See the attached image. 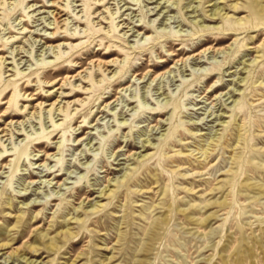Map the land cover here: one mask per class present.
I'll return each instance as SVG.
<instances>
[{"label":"rangeland","instance_id":"1","mask_svg":"<svg viewBox=\"0 0 264 264\" xmlns=\"http://www.w3.org/2000/svg\"><path fill=\"white\" fill-rule=\"evenodd\" d=\"M0 58V264H264V0H0Z\"/></svg>","mask_w":264,"mask_h":264},{"label":"bare ground","instance_id":"2","mask_svg":"<svg viewBox=\"0 0 264 264\" xmlns=\"http://www.w3.org/2000/svg\"><path fill=\"white\" fill-rule=\"evenodd\" d=\"M56 1H58V0H56ZM59 3H60V2H59ZM53 13L55 14V12H53ZM54 14H53V15H54ZM54 18H56V19H55V22H56V23H60V22L62 23V21H60L61 18H62V16L60 15V13H56ZM57 21H58V22H57ZM64 21H65V20H64ZM63 27H64V26H63ZM62 29H63V28H62ZM72 39H74V37H72ZM0 59H2V61H3L4 58H0ZM4 63H5V62H4ZM62 106H63V105H62Z\"/></svg>","mask_w":264,"mask_h":264}]
</instances>
